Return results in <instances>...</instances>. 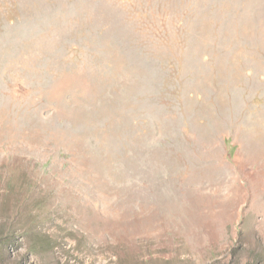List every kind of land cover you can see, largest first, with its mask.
<instances>
[{
  "label": "rangeland",
  "instance_id": "rangeland-1",
  "mask_svg": "<svg viewBox=\"0 0 264 264\" xmlns=\"http://www.w3.org/2000/svg\"><path fill=\"white\" fill-rule=\"evenodd\" d=\"M259 39L264 0H0V264H264Z\"/></svg>",
  "mask_w": 264,
  "mask_h": 264
},
{
  "label": "trees",
  "instance_id": "trees-1",
  "mask_svg": "<svg viewBox=\"0 0 264 264\" xmlns=\"http://www.w3.org/2000/svg\"><path fill=\"white\" fill-rule=\"evenodd\" d=\"M220 3H221V6L223 7V4H222V2L220 1ZM215 35H214V41H215V45H218L220 42H221V40H222V37H221V35H220V33H219V30L216 28L215 29V33H214ZM240 36V40L244 43L245 41H246V39L240 34L239 35ZM263 45L261 44V42H260V39H259V49H257L258 51H259V53H262V54H264V50H263ZM135 50V47H133V51ZM143 51V50H142ZM140 53H138V52H133L132 53V55H139ZM226 142V141H225ZM232 149H233V153L232 154H234V147H232Z\"/></svg>",
  "mask_w": 264,
  "mask_h": 264
}]
</instances>
